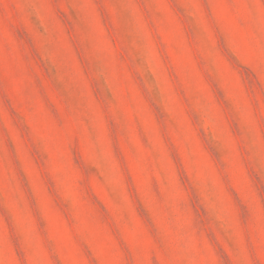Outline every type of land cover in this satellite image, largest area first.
Listing matches in <instances>:
<instances>
[{"label":"rangeland","instance_id":"1","mask_svg":"<svg viewBox=\"0 0 264 264\" xmlns=\"http://www.w3.org/2000/svg\"><path fill=\"white\" fill-rule=\"evenodd\" d=\"M0 264H264V0H0Z\"/></svg>","mask_w":264,"mask_h":264}]
</instances>
